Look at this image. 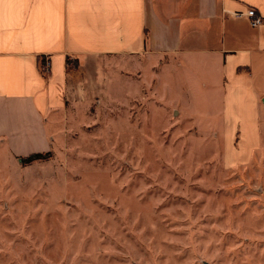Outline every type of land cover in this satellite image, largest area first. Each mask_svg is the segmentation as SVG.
Returning a JSON list of instances; mask_svg holds the SVG:
<instances>
[{
	"label": "rangeland",
	"instance_id": "1",
	"mask_svg": "<svg viewBox=\"0 0 264 264\" xmlns=\"http://www.w3.org/2000/svg\"><path fill=\"white\" fill-rule=\"evenodd\" d=\"M165 67L112 61L46 159L0 147V264H264V149L227 167Z\"/></svg>",
	"mask_w": 264,
	"mask_h": 264
},
{
	"label": "crops",
	"instance_id": "2",
	"mask_svg": "<svg viewBox=\"0 0 264 264\" xmlns=\"http://www.w3.org/2000/svg\"><path fill=\"white\" fill-rule=\"evenodd\" d=\"M249 9L264 18V0H0V147L48 152L112 61L137 74L166 59L168 106L183 99L227 167L249 160L264 149V24L237 17Z\"/></svg>",
	"mask_w": 264,
	"mask_h": 264
},
{
	"label": "built area",
	"instance_id": "3",
	"mask_svg": "<svg viewBox=\"0 0 264 264\" xmlns=\"http://www.w3.org/2000/svg\"><path fill=\"white\" fill-rule=\"evenodd\" d=\"M246 17L253 28L261 27L264 24V18L256 11V9H249L246 13L238 14L237 17ZM49 63L46 64L48 68Z\"/></svg>",
	"mask_w": 264,
	"mask_h": 264
},
{
	"label": "trees",
	"instance_id": "4",
	"mask_svg": "<svg viewBox=\"0 0 264 264\" xmlns=\"http://www.w3.org/2000/svg\"><path fill=\"white\" fill-rule=\"evenodd\" d=\"M49 157V153H36V154H32L26 158L23 159L24 163H30L32 161L35 160H39V159H43V158H48Z\"/></svg>",
	"mask_w": 264,
	"mask_h": 264
}]
</instances>
